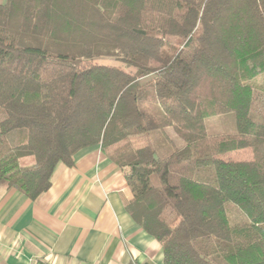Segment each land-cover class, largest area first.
<instances>
[{
  "label": "trees",
  "instance_id": "1",
  "mask_svg": "<svg viewBox=\"0 0 264 264\" xmlns=\"http://www.w3.org/2000/svg\"><path fill=\"white\" fill-rule=\"evenodd\" d=\"M259 95L264 0H6L0 189L33 201L98 148L162 264H264ZM229 113L233 133H208Z\"/></svg>",
  "mask_w": 264,
  "mask_h": 264
},
{
  "label": "crops",
  "instance_id": "2",
  "mask_svg": "<svg viewBox=\"0 0 264 264\" xmlns=\"http://www.w3.org/2000/svg\"><path fill=\"white\" fill-rule=\"evenodd\" d=\"M50 182L33 201L0 189V264H162L159 243L125 211L121 170L98 148L56 165Z\"/></svg>",
  "mask_w": 264,
  "mask_h": 264
},
{
  "label": "rangeland",
  "instance_id": "3",
  "mask_svg": "<svg viewBox=\"0 0 264 264\" xmlns=\"http://www.w3.org/2000/svg\"><path fill=\"white\" fill-rule=\"evenodd\" d=\"M103 64H110L108 62H102ZM111 65V64H110ZM259 107L264 110V96L259 95V101L256 104V109H259ZM205 126L210 134H229L233 133L235 131V121H234V115L232 113L225 114V115H219L207 118L205 120ZM251 158V154L248 150H242L234 153L231 155V159L238 161H246ZM234 218L239 219L240 215L236 214L234 212L233 214Z\"/></svg>",
  "mask_w": 264,
  "mask_h": 264
}]
</instances>
